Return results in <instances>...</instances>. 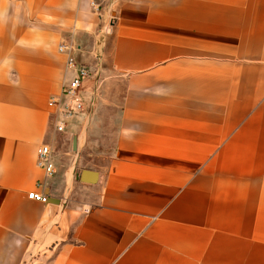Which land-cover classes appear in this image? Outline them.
<instances>
[{
	"label": "crops",
	"instance_id": "0c3cea01",
	"mask_svg": "<svg viewBox=\"0 0 264 264\" xmlns=\"http://www.w3.org/2000/svg\"><path fill=\"white\" fill-rule=\"evenodd\" d=\"M46 4L0 23V264H264V0ZM62 41L91 113L58 132Z\"/></svg>",
	"mask_w": 264,
	"mask_h": 264
},
{
	"label": "built area",
	"instance_id": "2783aa9c",
	"mask_svg": "<svg viewBox=\"0 0 264 264\" xmlns=\"http://www.w3.org/2000/svg\"><path fill=\"white\" fill-rule=\"evenodd\" d=\"M112 0H103V3L110 4ZM74 46L70 42H60L58 52L66 58V69L73 71V77L62 83L61 92L58 97L50 98L49 102L57 109L58 119L56 130L62 132L67 122L78 120L86 111V106L90 103L85 97V84L90 78V69L87 65L78 63L74 58ZM37 166L44 170L47 177L54 174L53 163L51 161V149L42 145L37 150ZM29 200L46 204L48 197L43 193L30 192L27 194Z\"/></svg>",
	"mask_w": 264,
	"mask_h": 264
},
{
	"label": "rangeland",
	"instance_id": "374dc122",
	"mask_svg": "<svg viewBox=\"0 0 264 264\" xmlns=\"http://www.w3.org/2000/svg\"><path fill=\"white\" fill-rule=\"evenodd\" d=\"M6 9L3 12H0V23L7 25L11 21L16 23L19 29L23 30H32L38 33V37L44 32H47L51 29L53 24V17L48 14V4L46 2L49 0H4ZM3 0H0V8ZM62 4L58 7L62 8ZM4 59H0V66H3ZM92 80L90 79L87 82L86 86H91ZM85 86V88H86ZM85 97L90 100L89 96L85 94ZM90 105V103H88ZM90 107L86 106V111L81 117L87 119L90 112ZM84 138V135L82 136Z\"/></svg>",
	"mask_w": 264,
	"mask_h": 264
},
{
	"label": "water",
	"instance_id": "95a60500",
	"mask_svg": "<svg viewBox=\"0 0 264 264\" xmlns=\"http://www.w3.org/2000/svg\"><path fill=\"white\" fill-rule=\"evenodd\" d=\"M92 173L89 171H83L81 172L80 176H77V179L83 183H90L92 182L94 179H92Z\"/></svg>",
	"mask_w": 264,
	"mask_h": 264
}]
</instances>
